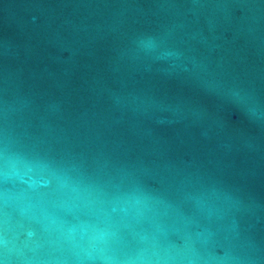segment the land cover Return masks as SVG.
<instances>
[{
	"label": "water",
	"instance_id": "obj_1",
	"mask_svg": "<svg viewBox=\"0 0 264 264\" xmlns=\"http://www.w3.org/2000/svg\"><path fill=\"white\" fill-rule=\"evenodd\" d=\"M0 264H264V0H0Z\"/></svg>",
	"mask_w": 264,
	"mask_h": 264
}]
</instances>
